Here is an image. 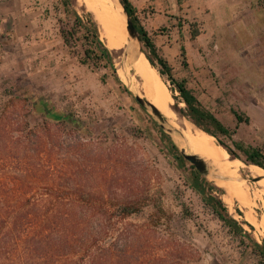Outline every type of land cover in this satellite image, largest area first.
Instances as JSON below:
<instances>
[{
  "label": "rangeland",
  "instance_id": "374dc122",
  "mask_svg": "<svg viewBox=\"0 0 264 264\" xmlns=\"http://www.w3.org/2000/svg\"><path fill=\"white\" fill-rule=\"evenodd\" d=\"M243 1L242 9L249 10L244 16L249 17L251 32L237 23L218 32L221 27L215 25L217 20H210L200 38L207 50L204 61L198 66L190 65L180 50L175 53L169 49L171 42L162 37L168 31L166 27L149 29L151 20L145 9L140 10L139 17L142 25L151 31L157 52L168 61L174 78L184 81L206 109L234 130L231 139L223 135L220 138L228 145L238 141L246 146L263 147L264 106L260 108L257 103L261 100L264 104V72L260 76L258 73L264 70V0ZM71 2L80 13L90 12L84 3ZM53 3L54 0H36L33 3L32 6L42 13L40 29L27 35L21 26L19 29L13 27V20L8 25L0 20V112L7 110L10 119L5 122L11 128H18L17 122L21 121V124L25 122L28 127L40 131L42 117L31 113L32 106L23 98L24 94H33L53 110L73 112L87 123L89 131L79 133L64 124L57 127L54 120H49L52 125L46 131V144L41 156L29 153L28 158L23 159L19 149L7 152L6 160H22L35 170L29 172L33 181L22 188L23 192L39 200L46 194L48 197L70 199L74 197V191H93L106 194L104 197L110 209L119 199L140 197L142 213L133 214L126 222L151 225L166 232L172 220L179 227V235L183 234L182 227L186 226L187 234L202 257L197 264H257L251 249L243 252L239 239L228 231L211 208L204 205L201 195L191 187L187 177L192 164L186 159V169L179 167L165 134L179 149L187 148V144L180 146L176 138L160 126L152 111L135 99L133 93L142 97L146 95L138 85L140 78L130 61L125 59L124 54L116 58L113 53L117 74V63L125 72L126 79L119 75L122 85L105 69L93 71L89 66L82 65L63 42ZM49 4L52 9L50 14L45 11ZM17 6L14 1L13 7ZM198 24L192 21V31L199 32ZM210 27L214 28V33ZM44 31L47 40L43 39ZM101 37L105 41L102 34ZM142 48L143 52L147 50L143 43ZM154 62L157 67L149 63L168 86L174 106L178 108L182 105L181 114L193 123L186 115L187 105L176 85L166 74L160 75L158 69L161 66L156 59ZM104 74L107 76L102 80ZM259 92L261 97L257 98ZM235 111L244 117L242 122H238ZM214 141L219 144L215 137ZM229 154L234 159L251 164L244 157ZM239 173L229 175L248 177L243 169ZM17 174H21L20 168L9 166L0 176ZM208 181L222 190L214 194L222 199L229 215L240 222H250L253 228L243 224L244 228L252 238L261 242L264 230L247 219L238 200L235 199L231 206L224 200L225 195L228 196V185L244 183L255 189L259 184L210 178ZM16 191L18 187L9 194L11 200L7 199L3 207H10L15 202ZM182 202L192 215L178 220L183 214ZM252 205L251 214L260 218L262 209L259 202L254 200ZM182 222L183 225L179 226ZM7 244L14 258L13 264H23L17 243L4 245ZM2 261L4 259L0 255V263Z\"/></svg>",
  "mask_w": 264,
  "mask_h": 264
},
{
  "label": "trees",
  "instance_id": "16d2710c",
  "mask_svg": "<svg viewBox=\"0 0 264 264\" xmlns=\"http://www.w3.org/2000/svg\"><path fill=\"white\" fill-rule=\"evenodd\" d=\"M121 2L148 50L144 51L147 59L157 67L154 62L156 59L161 66L158 69L160 75L166 74L172 84L176 85L187 105L186 115L197 127L217 138L230 153L239 158L244 157L246 162L264 169V146H246L238 141L228 145L220 138V135H223L231 139L234 130L206 109L184 81L174 78L168 61L158 54L155 43L142 25L136 7L131 0ZM53 10L61 25L63 42L79 62L93 71L105 69L122 85L113 53L102 39L99 26L91 12L80 13L71 0H54ZM192 33L193 36L197 35L196 30ZM106 76L107 74H104L102 80ZM23 98L32 106L30 112L42 117V124L38 132L28 127L25 122L21 124V121L17 122L18 128H11L5 122L10 119L7 110L0 112V173L9 166H15L18 170L20 168L21 172L17 175L0 176V255L4 259L0 264H13L14 258L8 244L4 245L10 242L17 243L23 264H197L202 259L199 249L187 234L186 226L182 227L183 234L179 235V227L172 220L166 232L151 225L126 222L133 214L142 213L140 197H124L117 200L110 209L104 197L106 194L93 191H74L75 195L70 199L63 196L48 197L46 194L43 198L35 200L25 194L22 188L32 183L33 178L29 172L35 170L22 160H6V153L19 149L23 159H27L29 153L41 156L44 153L43 145L46 144V131L52 125L49 120H54L57 127L61 124L69 125L79 133L88 132L89 129L87 123L71 111L66 113L63 110H53L33 94H24ZM234 113L238 122L244 120L241 113ZM165 136L174 160L180 168H185L187 160L179 147L167 134ZM189 171L187 181L189 180L194 191L201 195L204 205L211 208L228 231L239 239L238 243L243 252L251 249L257 264H264V238L261 242L252 238L243 224L251 228L253 225L230 216L222 199L214 194L215 191L222 190L202 176L193 165ZM15 187H18L15 202L10 207H3L7 199L10 202L11 198L8 196ZM182 205L183 214L178 220L187 219L192 215L184 202ZM182 225L183 222L179 226Z\"/></svg>",
  "mask_w": 264,
  "mask_h": 264
},
{
  "label": "bare ground",
  "instance_id": "6f19581e",
  "mask_svg": "<svg viewBox=\"0 0 264 264\" xmlns=\"http://www.w3.org/2000/svg\"><path fill=\"white\" fill-rule=\"evenodd\" d=\"M76 4L84 3L96 20L99 30L105 39L106 45L119 58L124 54L135 69L140 78V89L145 93V98L162 112L167 118L168 124L177 128L179 132L173 136L180 146H188L209 164L211 170L230 178L235 182H246L242 177H235L229 174H240L243 169L248 177L258 178L259 185L252 189L242 183L228 185L225 202L231 206L236 199L245 210L247 219L257 224L264 230V169L255 164H246L239 159L231 157L225 146L217 144L214 137L194 125L190 120L181 114V107L176 108L172 102L170 90L162 80L156 69L148 62L144 52L140 51V44L136 40H129L126 29V16L119 0H74ZM118 73L126 79L121 65L117 63ZM132 85V84H131ZM175 102V101H174ZM177 105V104H176ZM259 202L262 209L260 218L254 217L250 209L253 201ZM255 203V202H254ZM259 229V228H258ZM262 231V230H261Z\"/></svg>",
  "mask_w": 264,
  "mask_h": 264
},
{
  "label": "crops",
  "instance_id": "0c3cea01",
  "mask_svg": "<svg viewBox=\"0 0 264 264\" xmlns=\"http://www.w3.org/2000/svg\"><path fill=\"white\" fill-rule=\"evenodd\" d=\"M14 1L18 5L17 7H13ZM131 2L136 7L138 16L140 10L145 9V13L151 20L149 29L166 27L169 32L163 33L162 37L171 42L169 44L171 48L169 49H172L175 53L180 50V53L186 56L190 65L198 66L205 59L204 52L207 48L203 47L200 38L206 32L207 23L211 22L210 20H217L215 25L221 27L218 32H223L224 28L235 26L236 23L245 31L251 32L248 28V16H244L249 10L242 9L244 8L243 0H131ZM33 3H36V0H0V9L3 11H0L2 24L8 25V22L13 20V27L19 29V26H21L23 33H26V35L37 31L38 28L40 29L39 18L42 13L32 6ZM49 5L45 11L50 14L52 9L51 4ZM43 18H46V16L43 15ZM192 21L199 23V32L196 36L192 35ZM225 21L227 22L225 23ZM210 28L214 33V28ZM145 29L150 35L151 31L148 28ZM9 34L8 39H10ZM45 35L46 32L44 31L43 39L47 40ZM247 59L245 58V60ZM263 72L264 70L258 72L259 76ZM260 93H257V98L261 97ZM257 104L260 108L264 106L261 100Z\"/></svg>",
  "mask_w": 264,
  "mask_h": 264
},
{
  "label": "water",
  "instance_id": "95a60500",
  "mask_svg": "<svg viewBox=\"0 0 264 264\" xmlns=\"http://www.w3.org/2000/svg\"><path fill=\"white\" fill-rule=\"evenodd\" d=\"M120 4L122 5L123 12L126 16V29L129 35V40H136L140 44V51L143 52L142 48V41L140 38V35L130 18V15L128 11L125 9L123 6L121 0H119ZM135 99L146 109H150L159 122L160 126L170 135H174L175 133L179 132L177 128H174L168 124L167 118L160 112V110L151 103L148 99L145 97H142L141 95H138L136 93H133ZM182 155L184 156L185 159L189 160L191 164L200 172L202 176L205 178H210V179H221V180H230V178L223 176L221 174H218L216 172H213L208 164V162L200 156L198 153L194 152L187 143V148H181L180 149ZM242 180L245 179L246 181H256L258 178H253V177H242ZM243 261V260H242Z\"/></svg>",
  "mask_w": 264,
  "mask_h": 264
}]
</instances>
